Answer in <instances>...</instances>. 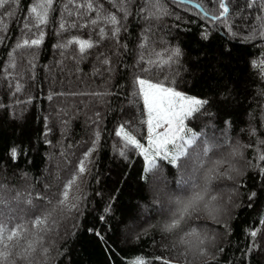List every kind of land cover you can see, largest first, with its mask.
I'll list each match as a JSON object with an SVG mask.
<instances>
[{"label": "trees", "instance_id": "16d2710c", "mask_svg": "<svg viewBox=\"0 0 264 264\" xmlns=\"http://www.w3.org/2000/svg\"><path fill=\"white\" fill-rule=\"evenodd\" d=\"M36 2L19 0L10 9L14 15L2 18L0 31V83L11 59L21 56L22 72L29 63L33 66L31 93L35 100L26 108L0 109V195L14 205L13 213L5 217L7 227L23 226L20 244L13 242L11 251H24L36 241L30 260H12V264H131L138 258L144 264H204V259L185 248L193 229L208 238L205 244L216 258L213 264H264V225L259 224L264 220V161L259 159L264 155V39L258 34L246 39L253 31L262 30L264 13L257 7L247 9L245 1L230 0L228 24L235 33L231 35L220 22L165 0L160 4L167 14L148 19L147 12L139 9H147L151 0H123L127 18L119 11L121 0H92L94 8L102 5L103 14H115L120 20L119 35L112 37L111 25L89 23L96 18V11L80 9L81 17L69 0H53L48 23L27 32L23 26L31 24L26 17ZM191 3L209 12L219 10L212 0ZM66 5L73 15H68ZM62 21L68 25L88 23V27L61 32ZM99 27H104L107 35L84 59L78 57V46L57 47L72 38L96 42ZM41 32L43 41L38 48L16 49L22 38H38ZM204 32L207 40L201 38ZM142 43L147 51L140 47ZM173 48L182 53L180 74L172 76L176 65L166 66L164 71L177 90L211 102L205 114L185 123L199 137L198 143H207L213 153L203 168L177 170L158 160L157 169L142 179L143 159L137 149L124 147L115 130L124 124L126 131L144 142L146 116L133 77L139 74L141 54L166 59V50ZM101 52L110 58V65L96 58ZM49 95L53 99L49 100ZM97 112L98 124L94 123ZM96 132L99 140L88 171L70 193L81 197L80 213L67 214L56 208L57 198L84 151L93 147ZM13 147L18 150L15 161L10 156ZM235 147L240 154L232 156ZM118 149L125 152L124 157ZM213 168L212 192L205 194V202L189 209L180 227L169 232L166 225L180 212L181 202L203 192L197 181ZM181 179L183 182L177 183ZM162 183L166 191L160 194L156 188ZM192 184L195 187L187 190ZM253 192L256 195L249 199ZM171 194L181 200L173 211L161 215ZM213 208L215 213L210 211ZM36 216L49 217L42 229L32 227ZM90 228L101 232L103 239L89 232ZM254 229L261 230L257 247L247 252L249 233Z\"/></svg>", "mask_w": 264, "mask_h": 264}, {"label": "snow or ice", "instance_id": "6c2138e0", "mask_svg": "<svg viewBox=\"0 0 264 264\" xmlns=\"http://www.w3.org/2000/svg\"><path fill=\"white\" fill-rule=\"evenodd\" d=\"M177 4L190 3L191 0H174ZM213 4H218V11L209 12L203 8L200 4L193 5L194 8L200 9L204 18L210 19L213 22L219 21L225 26L228 33H232L231 26L228 24V18L230 15L229 3L226 0H212ZM19 0H0V31L3 30V17L14 15L11 8L17 6ZM69 4L79 13L82 17L83 12H79L80 9H85L86 11H96V18L91 19L89 23L91 25H97L100 22L104 24L111 25V36L118 37L120 32V20H118L115 14H103L101 9L102 5L98 8H94L92 0H86L84 4L76 3V0H69ZM53 0H37L35 4L29 9V16L26 19L31 20V24L25 23L24 29L27 32H31L32 28L35 27L39 29L42 25L48 23L49 10L52 8ZM245 7L247 9H252L253 7L259 8L260 12L264 13V0H245ZM65 10L68 11L67 5ZM119 11L124 13V18L129 15L128 10L123 6V0L119 6ZM140 12H147L145 19L149 16L159 18L161 15H166L167 13L160 4V0H151L146 9L141 6ZM68 15H73V12L68 11ZM257 19H262L257 17ZM88 27V23L84 25H77L72 23L70 25L65 22H61L59 29L61 32L65 31L70 27ZM261 31L256 33L253 31L246 39L251 40L258 34L262 39H264V24L261 25ZM99 40L93 42L91 40H83L79 38H72L67 40L65 43L58 44L57 47L60 49H67L69 46H78V57L79 59H84L88 55V50L98 46L100 40H104L107 33L104 27H99ZM202 39H208V33L204 32L201 36ZM43 41V33H40L38 38H22L16 44V49L21 48H38ZM147 51L146 43L140 45ZM16 49H13L15 52ZM167 51V58L153 59L152 56L146 57L144 54L140 55L138 61L139 64V74H134L133 86L136 90L135 94L142 99L143 110L147 115V131H148V147L142 144L134 135L126 131V126L121 124L117 130H115V136L123 141L124 147H131L140 151V155L143 156L145 164L143 168L142 179H145V174L152 173L157 169V159L167 161L168 165L172 168L181 170L188 166H193L194 168H203L204 161L209 157L210 153H213L212 147L207 143H198L199 137L196 133L189 135V130L186 129V121L196 118L198 115H203L207 111V106L211 103L205 98L195 97L186 95L184 92L177 90L173 85V79L169 78L167 73L164 71L166 66L176 65V68L172 72V76L176 77L180 74L179 59L182 55L180 48H173ZM63 54V53H62ZM12 56V53L9 54ZM156 57H160L159 53H154ZM103 65H110V58L103 52L99 53L96 57ZM264 64V61L261 62ZM253 66L256 67V62L253 61ZM16 67L14 58L10 61L7 66L6 77L11 75L8 69H13ZM157 72L159 73V78H157ZM163 79V83L160 80ZM21 84L17 82L15 84V91L19 92L21 90ZM107 93H93V95H106ZM63 95V93H61ZM49 100L53 99L52 95H49ZM4 105L0 104V107ZM97 120L94 123L98 124V119L100 113H96ZM99 140V132L95 133V139L92 141L93 147L88 148L83 153V157L79 159L78 163L75 165L74 174L62 185V191L57 198L56 208L67 214L80 213V200L79 196H70L74 187L78 188L77 180L82 178L88 171V162L92 153L95 151V143ZM118 153L121 157L125 156V152L122 149H118ZM239 147L233 149V155H239ZM10 156L13 161L18 157L17 148L13 147L10 149ZM261 161H264V155L259 157ZM219 164V162H218ZM264 171V170H262ZM182 173V172H181ZM215 169H209L206 181L211 182L214 178ZM183 180H178L177 183H182ZM3 192V187L0 186V193ZM256 194L253 192L249 199H252ZM38 199H45L44 197H37ZM19 201V195L15 198ZM205 202V193L197 192L187 203L181 202L180 212L173 218L171 223L166 225L169 232L180 227L182 221L186 218L189 209L193 208L197 204ZM31 203V201H28ZM49 204L52 203L51 200L48 201ZM18 207V204L16 205ZM14 205L11 202H6L3 195H0V264H12V260L26 261L30 260V253L34 252L36 241H32L28 244L24 251H19L13 253L11 251L10 245L15 242V245L20 244V235L23 230L22 225H17L12 228L7 227V222L5 217L10 216L13 213ZM110 208V206H109ZM55 211V209H53ZM107 211V210H106ZM212 213L216 212L213 208L210 210ZM49 217L36 216L32 221V227L37 229H42V227L47 223ZM215 218V216H214ZM101 222L105 221V217L101 216ZM259 224L264 225V220L259 221ZM94 235L103 239L101 232L94 231V229H88ZM260 229H254L249 233L251 238V245L247 249V252H251L257 247L256 238L260 234ZM189 236L187 242H185V248L189 253L194 254V256H199L204 259V264H213L215 261V254L209 251L205 240L207 237L202 238L200 234L193 229ZM43 236H40V241L42 242ZM214 243V238L213 241ZM46 252L47 249H44ZM223 251V249H220ZM11 257V259H10ZM185 259L188 260V255H185ZM131 264H144L142 258H138L131 262ZM165 264H168L166 261Z\"/></svg>", "mask_w": 264, "mask_h": 264}, {"label": "rangeland", "instance_id": "374dc122", "mask_svg": "<svg viewBox=\"0 0 264 264\" xmlns=\"http://www.w3.org/2000/svg\"><path fill=\"white\" fill-rule=\"evenodd\" d=\"M13 59V58H12ZM11 59V60H12ZM16 67L13 69H8L9 72H11V75L6 77V71L3 74L1 83H0V104L4 105L3 107H0V109L3 108H10V107H27L29 104L34 103V96L31 93V78L33 75V66L31 63L27 65V69L22 72L23 70V65H22V60L21 56H18L14 58ZM10 63V62H9ZM8 66V65H7ZM7 69V67H6ZM19 82L21 84V90L19 92L15 91V84ZM7 91V92H5ZM6 94L8 95V98H3L2 95ZM142 101V99H141ZM143 103V102H142ZM146 120H147V115L145 113ZM188 130V128L186 127ZM192 132L189 130V135H191ZM220 137V138H219ZM218 138L223 139V134H221ZM220 140V141H221ZM146 147H148V131L146 132V137L144 142L142 143ZM138 156H140L143 161L144 158L142 155H140V151L137 150ZM233 156V153H232ZM161 160V159H157ZM145 164V161H144ZM197 183L202 187L203 192L207 195L212 192V183L207 182L206 178L200 179L197 181ZM155 187V186H154ZM157 187V186H156ZM195 187V184H192L189 189L191 190ZM156 190L160 193L163 194L166 191V188L164 184L162 183L161 185L156 188ZM180 197L178 195L171 194L168 199L165 201L163 204V207L161 208V211L159 213L162 214H168L170 211H173L175 209V206L177 203L180 202ZM147 217H145L146 219Z\"/></svg>", "mask_w": 264, "mask_h": 264}, {"label": "water", "instance_id": "95a60500", "mask_svg": "<svg viewBox=\"0 0 264 264\" xmlns=\"http://www.w3.org/2000/svg\"><path fill=\"white\" fill-rule=\"evenodd\" d=\"M165 1H168V2H171V3H175L174 2V0H165ZM240 1H245V0H240ZM175 4H177V3H175ZM178 5H182V6H186V7H189V8H191V9H194V10H196V11H198L200 14H202L201 12H200V9H198V8H194L193 7V5H195L194 3H185V4H178ZM203 15V14H202ZM207 19V18H206ZM208 20H210V19H208ZM211 21V20H210ZM213 22V21H212ZM219 21H217V22H214V23H218Z\"/></svg>", "mask_w": 264, "mask_h": 264}]
</instances>
